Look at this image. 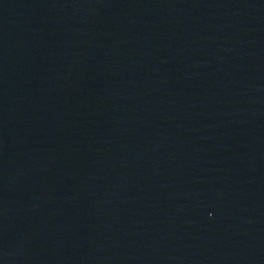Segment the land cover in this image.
I'll use <instances>...</instances> for the list:
<instances>
[{"label": "water", "instance_id": "1", "mask_svg": "<svg viewBox=\"0 0 264 264\" xmlns=\"http://www.w3.org/2000/svg\"><path fill=\"white\" fill-rule=\"evenodd\" d=\"M0 264H264V0H0Z\"/></svg>", "mask_w": 264, "mask_h": 264}]
</instances>
